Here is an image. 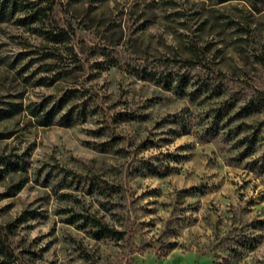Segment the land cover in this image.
<instances>
[{"label": "rangeland", "instance_id": "374dc122", "mask_svg": "<svg viewBox=\"0 0 264 264\" xmlns=\"http://www.w3.org/2000/svg\"><path fill=\"white\" fill-rule=\"evenodd\" d=\"M0 249L264 264V1L0 0Z\"/></svg>", "mask_w": 264, "mask_h": 264}, {"label": "trees", "instance_id": "16d2710c", "mask_svg": "<svg viewBox=\"0 0 264 264\" xmlns=\"http://www.w3.org/2000/svg\"><path fill=\"white\" fill-rule=\"evenodd\" d=\"M224 1H228V0H220V2H224ZM264 1V0H262ZM180 81L182 82L183 78H179ZM61 104V102H60ZM56 109V106L53 108ZM51 110H47V111H43L42 109V105L40 107L37 108H33L31 111L37 115L40 116L41 114H43V119L39 120L42 124H51L53 122V117H52V111ZM66 124H71L70 119L69 120H65ZM86 223L92 227H94V230L92 231L93 235L96 238H104V237H109L112 239H123L125 236L124 230H119L113 227H110L109 225H106L104 223H102L99 219L93 217V216H87L86 217ZM246 245H248L249 247H253L254 243H250L247 242ZM1 252L9 254L8 252H5L4 249H0ZM11 255V254H9ZM2 264H10V262L8 260H5L2 262Z\"/></svg>", "mask_w": 264, "mask_h": 264}]
</instances>
